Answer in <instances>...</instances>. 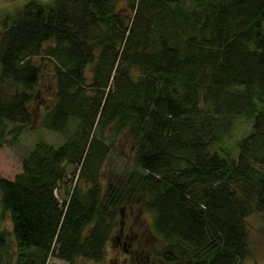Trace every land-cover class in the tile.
Here are the masks:
<instances>
[{"label": "trees", "instance_id": "1", "mask_svg": "<svg viewBox=\"0 0 264 264\" xmlns=\"http://www.w3.org/2000/svg\"><path fill=\"white\" fill-rule=\"evenodd\" d=\"M37 55L56 80L44 126L71 130L0 176L16 264L105 259L118 208L134 202L154 214L166 263L245 264L249 217L264 220V0H27L0 29L1 132L32 122ZM119 133L134 165L106 185Z\"/></svg>", "mask_w": 264, "mask_h": 264}, {"label": "rangeland", "instance_id": "2", "mask_svg": "<svg viewBox=\"0 0 264 264\" xmlns=\"http://www.w3.org/2000/svg\"><path fill=\"white\" fill-rule=\"evenodd\" d=\"M27 0H0V29L3 20L9 11L18 10ZM128 0H119V8L124 10ZM36 62L42 65L40 83L34 88L35 97L31 104L33 112L32 122L24 131L16 133L8 127L4 132L0 130V176L14 179L16 174L23 170V161L35 143L46 140L59 145L64 142L70 133V127L64 130L52 129L44 126V118L49 108L56 101L54 63L48 58L37 55ZM90 74V71L88 72ZM250 123H240L241 132H248ZM234 140H232L233 142ZM106 165L102 169V181L108 184L115 174L119 177H128L125 171H131L134 165L135 145L127 133L115 134ZM69 178L61 182L57 193L61 200L67 198V189L71 190L77 178V167L70 165ZM71 178V179H70ZM1 195V192H0ZM0 203V234L5 232L8 243L0 249V264H16L18 258L17 245L13 234L10 214H2ZM118 218L113 233L107 243V254L101 261L92 258L79 257L75 264H168L160 254L164 248V241L152 230L154 214L142 206L140 202L121 205L118 208ZM250 252L245 259V264H264V220L259 213L249 217ZM130 233L132 239L126 238ZM125 240L131 245L125 247ZM1 245V244H0ZM127 245V244H126ZM135 253V254H134ZM48 264H71L56 255H51ZM171 264V263H170Z\"/></svg>", "mask_w": 264, "mask_h": 264}, {"label": "flooded vegetation", "instance_id": "3", "mask_svg": "<svg viewBox=\"0 0 264 264\" xmlns=\"http://www.w3.org/2000/svg\"><path fill=\"white\" fill-rule=\"evenodd\" d=\"M127 237H129L130 239H132V236H131L130 233L127 234L126 238H127ZM124 244H125V247L127 248L128 245H131V242H129L128 240H125ZM126 244H127V245H126ZM134 254H135V253H134Z\"/></svg>", "mask_w": 264, "mask_h": 264}]
</instances>
